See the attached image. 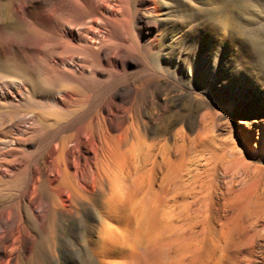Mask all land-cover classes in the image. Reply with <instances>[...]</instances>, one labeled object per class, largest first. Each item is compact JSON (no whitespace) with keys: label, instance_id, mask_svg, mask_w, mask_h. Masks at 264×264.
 <instances>
[{"label":"rangeland","instance_id":"1","mask_svg":"<svg viewBox=\"0 0 264 264\" xmlns=\"http://www.w3.org/2000/svg\"><path fill=\"white\" fill-rule=\"evenodd\" d=\"M257 37L264 55V0H0L1 218L49 219L51 180L62 171L90 164L78 180L95 191L100 166L109 179L123 177L124 166L143 170L146 151L158 155L183 134L237 144L247 162L264 166L251 157L264 137L263 95L221 61L254 54ZM62 143L75 154L52 153ZM187 149L171 162H186L191 179L204 174L208 154L198 143ZM94 211L55 212L60 261L76 252Z\"/></svg>","mask_w":264,"mask_h":264},{"label":"bare ground","instance_id":"2","mask_svg":"<svg viewBox=\"0 0 264 264\" xmlns=\"http://www.w3.org/2000/svg\"><path fill=\"white\" fill-rule=\"evenodd\" d=\"M220 12L229 8L223 6ZM250 42L258 50L254 54L238 53L221 61L264 99V55L258 48L263 39ZM250 135L244 142L253 143ZM178 138L171 149L168 146L158 155L154 148L146 151L145 170L124 166L123 177L118 172L109 179L110 170L100 166L95 191L83 188L78 180L90 164L72 173L62 171L51 180L57 191L49 199L51 218L31 211L26 215L16 211L9 221L0 216V264H264V166L247 162L237 144L217 147L199 135L193 140L184 134ZM194 143L207 151L208 158L204 174L188 179L187 163L171 160L183 162L185 149ZM52 153L57 157L75 154L66 143ZM251 157L264 161V137L260 145L255 143ZM10 170L6 167L3 172ZM141 171L144 176L137 174ZM78 206H90L95 214L89 215L91 226L81 231L76 252L61 253L60 261L50 223L55 212ZM28 241L32 247H27Z\"/></svg>","mask_w":264,"mask_h":264}]
</instances>
